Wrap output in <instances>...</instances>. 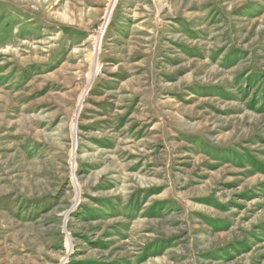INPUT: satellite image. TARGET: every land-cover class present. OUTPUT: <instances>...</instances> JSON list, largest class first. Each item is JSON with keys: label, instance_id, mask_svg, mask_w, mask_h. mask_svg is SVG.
Listing matches in <instances>:
<instances>
[{"label": "rangeland", "instance_id": "1", "mask_svg": "<svg viewBox=\"0 0 264 264\" xmlns=\"http://www.w3.org/2000/svg\"><path fill=\"white\" fill-rule=\"evenodd\" d=\"M0 264H264V0H0Z\"/></svg>", "mask_w": 264, "mask_h": 264}, {"label": "bare ground", "instance_id": "2", "mask_svg": "<svg viewBox=\"0 0 264 264\" xmlns=\"http://www.w3.org/2000/svg\"><path fill=\"white\" fill-rule=\"evenodd\" d=\"M97 48H99V46H97ZM94 65H95V63H94ZM97 65V64H96ZM96 70H98V67H97V69Z\"/></svg>", "mask_w": 264, "mask_h": 264}]
</instances>
